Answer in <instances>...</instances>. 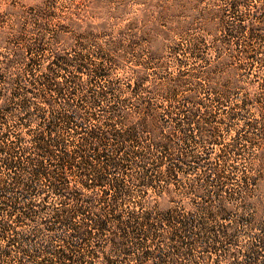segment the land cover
Returning a JSON list of instances; mask_svg holds the SVG:
<instances>
[{
    "label": "rangeland",
    "instance_id": "374dc122",
    "mask_svg": "<svg viewBox=\"0 0 264 264\" xmlns=\"http://www.w3.org/2000/svg\"><path fill=\"white\" fill-rule=\"evenodd\" d=\"M54 1L0 0V105L6 107L0 130L11 144L7 164L6 154L0 153V177L27 178L33 136L58 112L71 116L70 127L57 133L68 150L90 140L92 128H104L98 116L105 103L120 90L128 95V84L138 79L141 85L126 102L129 107L148 102L165 132L173 129V106L197 108L207 119L204 139L180 145L207 150L210 166L224 147V167L229 171L234 166L228 177H208L203 172L207 166L200 165L174 178H154L156 191L144 197L147 206L157 211L183 208L189 221L208 230L221 221L219 192L235 228H243L236 219L246 214L264 227V0ZM37 6L43 7L39 14L21 17L22 8ZM95 66L98 74L93 73ZM177 75L181 82L166 86L175 93L156 88ZM64 79L69 88L54 92L50 100L48 82ZM107 85L109 92L100 97V88ZM41 94H47L52 105L43 103ZM44 165L56 170L48 161ZM75 173L69 175L70 188L79 189L84 199L96 195L97 188L79 186ZM243 175L251 188L247 195ZM51 180L34 182L35 192L28 197H17L18 185L12 183L0 192V264H79L58 260L52 253L68 230L65 223L49 225L52 209L65 199L53 191ZM228 192H234V200ZM16 198L21 205L35 200L36 211L10 218L7 203ZM244 228L230 245L234 253L213 254L208 264H229L248 235L264 236V230L253 225ZM83 246V264H103V252L109 249L104 240L92 238Z\"/></svg>",
    "mask_w": 264,
    "mask_h": 264
},
{
    "label": "trees",
    "instance_id": "16d2710c",
    "mask_svg": "<svg viewBox=\"0 0 264 264\" xmlns=\"http://www.w3.org/2000/svg\"><path fill=\"white\" fill-rule=\"evenodd\" d=\"M55 2L56 0L51 3ZM42 8H22L21 17L39 14ZM57 60L63 62L64 58L58 57ZM99 70V66H95L93 73L98 74ZM47 75L44 76L48 78ZM180 82V75L171 76L158 82L156 88L165 90L164 92L170 90L172 93L175 89L166 88L167 84ZM48 85L50 100L54 99V92L69 88L66 79L49 81ZM128 85V90H125L128 95H122L124 90H120L121 94L113 93L112 100L102 108L103 112L98 118L103 117L101 125L105 129L92 128L89 133L91 139L72 150L66 148L60 134H57L61 128L69 126L70 114L67 111L58 112L48 118L44 127L33 136L35 150L33 157H29V164H26L29 170L27 178L17 180L16 176H12L11 182L0 177V192L12 183L18 185L20 195L17 197H28L35 192L34 182L41 177H52L50 182L53 191L65 199L52 209L54 219L49 225L53 227L52 223H65L68 230L66 236L61 238L63 242L52 253L64 262L71 259L79 264L85 263V255L79 249L92 238L104 240L109 245L108 251L103 252V264H203L200 259L208 264L209 261L212 263L213 254H233L230 245L234 237L237 240L239 231L251 225L260 231L264 227L256 223L251 214H246L236 219L237 225L241 223L243 228H235V219L231 217L227 210L228 204L225 206L219 192L216 194L220 203L218 215L221 221L208 230L189 221L183 208L170 207L165 211H157L153 206H147L144 198L149 192L156 191L154 178H174L182 170L200 165L207 166L206 169L203 168V172L207 171L208 177H228L227 174L234 171L232 164L229 171L224 167L227 163L224 147L215 153V160L211 163L214 165L210 166L207 150L180 145L181 141L186 143L188 139L203 140L207 119L199 114L197 108L173 106V129L165 132L160 127L154 108L148 102L135 107L126 104L141 84L137 79L132 86ZM108 88V85L101 87L99 96L105 97L109 92ZM12 94L15 92L12 91ZM41 95L44 97L43 103L52 105L48 102L49 98H46L47 94ZM24 100L26 98L21 102H25ZM63 103L69 105L67 100ZM4 109L6 107L0 105V115ZM109 141L112 145L107 147ZM56 147L58 151L55 150ZM10 149L11 144L0 130V153L6 154L5 164L8 163ZM46 161L53 164L56 170H46ZM74 167L77 168L76 173ZM66 168L69 169L68 172ZM72 173L76 174L75 180L81 188L91 191L97 188V194L84 199L79 189L70 188L68 178ZM241 181L244 194L247 195L251 190L247 177L243 175ZM228 195L234 200V192H228ZM25 203L21 205L17 198L7 203L10 206L7 207L10 208L7 210L10 218L17 213L18 216L21 214L29 217L30 212L36 211L35 200L29 199ZM262 218L264 222V213ZM248 236L250 239L236 249L239 256L229 264H264V236L257 233ZM87 251L94 253L92 248Z\"/></svg>",
    "mask_w": 264,
    "mask_h": 264
}]
</instances>
